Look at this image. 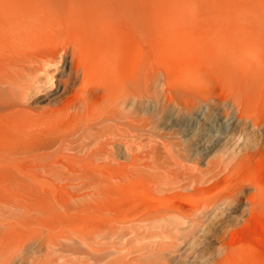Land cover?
I'll return each instance as SVG.
<instances>
[{
  "label": "rangeland",
  "instance_id": "rangeland-1",
  "mask_svg": "<svg viewBox=\"0 0 264 264\" xmlns=\"http://www.w3.org/2000/svg\"><path fill=\"white\" fill-rule=\"evenodd\" d=\"M138 1L135 161L0 149V264H264V0ZM50 74L13 103L55 106ZM189 167L209 172L171 187Z\"/></svg>",
  "mask_w": 264,
  "mask_h": 264
},
{
  "label": "bare ground",
  "instance_id": "bare-ground-1",
  "mask_svg": "<svg viewBox=\"0 0 264 264\" xmlns=\"http://www.w3.org/2000/svg\"><path fill=\"white\" fill-rule=\"evenodd\" d=\"M113 4L129 36L125 54ZM138 5V0H0V149L37 154L61 142L96 160L120 163L115 148L122 143L135 161ZM34 71L52 72L48 83L61 90L52 108H32L26 96L20 105L13 103ZM208 172L189 167L183 171L187 180L171 187H193ZM172 213L178 220L201 211L171 205L167 214Z\"/></svg>",
  "mask_w": 264,
  "mask_h": 264
}]
</instances>
